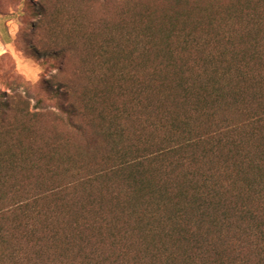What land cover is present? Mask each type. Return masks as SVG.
Masks as SVG:
<instances>
[{"label":"trees","instance_id":"1","mask_svg":"<svg viewBox=\"0 0 264 264\" xmlns=\"http://www.w3.org/2000/svg\"><path fill=\"white\" fill-rule=\"evenodd\" d=\"M143 17L60 107L48 191L0 207V264H264V0Z\"/></svg>","mask_w":264,"mask_h":264},{"label":"rangeland","instance_id":"2","mask_svg":"<svg viewBox=\"0 0 264 264\" xmlns=\"http://www.w3.org/2000/svg\"><path fill=\"white\" fill-rule=\"evenodd\" d=\"M164 1L173 0H0V207L48 191L52 144L81 145L60 107L80 106L88 90L111 83L113 64L126 55L118 58L116 45L126 52L125 33ZM104 61L106 83L99 78ZM114 101L111 94L108 103Z\"/></svg>","mask_w":264,"mask_h":264}]
</instances>
